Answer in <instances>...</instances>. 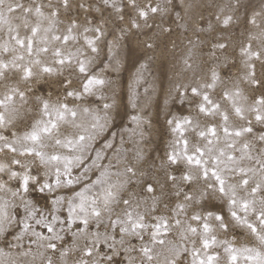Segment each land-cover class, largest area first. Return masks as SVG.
Segmentation results:
<instances>
[{"label":"snow or ice","instance_id":"1","mask_svg":"<svg viewBox=\"0 0 264 264\" xmlns=\"http://www.w3.org/2000/svg\"><path fill=\"white\" fill-rule=\"evenodd\" d=\"M165 11L152 0H0V264H264V9L238 46L237 76L197 75L188 49L194 79L173 89L188 110L166 119L158 171L139 143L129 155L123 135H104L116 102L94 66L107 48L104 67L118 68L122 37ZM217 20L227 29L232 16ZM147 67L129 85L132 109ZM41 83L52 91L37 95ZM130 119L124 131L143 140L150 121ZM237 230L240 245L227 238Z\"/></svg>","mask_w":264,"mask_h":264},{"label":"rangeland","instance_id":"2","mask_svg":"<svg viewBox=\"0 0 264 264\" xmlns=\"http://www.w3.org/2000/svg\"><path fill=\"white\" fill-rule=\"evenodd\" d=\"M152 2L159 3L167 11L157 14L154 20H149V24L153 25L151 30H131L122 37L121 46L117 50L120 61L118 68L104 67L109 63L107 48H104L94 71L99 72L103 69V76L111 82L102 90L108 98L106 102L111 103L113 99L116 102V107L111 113L113 123L104 135L110 137L111 132L117 133V143L123 135L124 146L129 149V155L135 144L139 143L146 153L147 163L155 164L156 168L153 170L158 171V165L164 159L171 138L166 119L170 114L179 115L188 110L186 104L182 105L179 102L177 93L173 90L175 84L189 83L194 79L192 70H184L183 58L187 55L188 49H192V61L195 62L197 75L206 72L210 67H216L222 76H237L241 68L238 46L246 42L249 32L255 34L259 31L249 21L253 13H259L264 9V0H152ZM225 15L232 16V23L227 29L217 20V16L222 20ZM104 16L110 17L109 29L117 28L119 22L116 21L115 13L111 9H106ZM257 24H261L260 17L257 18ZM158 25L170 28L171 31L161 33ZM209 25L212 27L209 28ZM195 29L202 31L197 32ZM115 35H120L118 28ZM149 37H153L149 41L153 43L151 49L144 45V41L149 40ZM112 38L113 34L110 33L107 39ZM189 40L196 44L195 48L189 44ZM214 40L227 44L226 50H211L210 45ZM212 51H215V56L212 55ZM142 63L148 67L144 72V79L136 88L139 94L138 107L132 109L129 103V85ZM145 88L148 89L147 93ZM49 91L52 89L43 83L36 86L37 95L42 93L46 95ZM91 99L101 105L105 102L97 101L96 98ZM136 113L150 121V126L147 123L143 125V140L140 139L138 131L135 134L124 131L136 127L130 119V116ZM41 195L33 192L31 197L38 200L40 205H45L46 202ZM0 196L5 194L0 193ZM233 235L236 236L237 245L245 243L248 239L242 230L229 233L227 238L232 239ZM220 238H225L223 233L220 234ZM0 247L8 250L3 241H0Z\"/></svg>","mask_w":264,"mask_h":264}]
</instances>
